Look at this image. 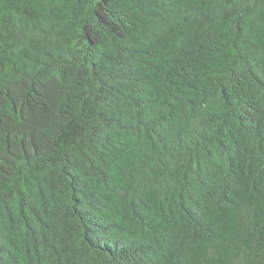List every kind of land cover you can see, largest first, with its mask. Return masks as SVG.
I'll return each mask as SVG.
<instances>
[{
	"label": "trees",
	"instance_id": "1",
	"mask_svg": "<svg viewBox=\"0 0 264 264\" xmlns=\"http://www.w3.org/2000/svg\"><path fill=\"white\" fill-rule=\"evenodd\" d=\"M0 264H264V0H0Z\"/></svg>",
	"mask_w": 264,
	"mask_h": 264
}]
</instances>
